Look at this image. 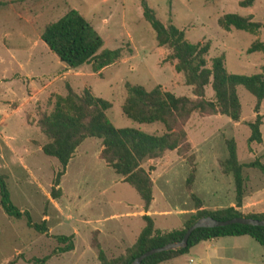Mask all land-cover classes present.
Listing matches in <instances>:
<instances>
[{"label":"rangeland","instance_id":"1","mask_svg":"<svg viewBox=\"0 0 264 264\" xmlns=\"http://www.w3.org/2000/svg\"><path fill=\"white\" fill-rule=\"evenodd\" d=\"M143 1L164 25L183 30L188 41L207 43L208 66L216 56H222L226 71L233 74L256 73L264 65L262 52H247L253 40L264 41V0H254L249 7H241L240 0H0V173L12 204L28 211L32 222L45 219L47 224V232L39 233L27 226L24 217L8 216L0 205V264H100L94 240L107 258H115L134 243L144 226V220L126 214L143 209L142 202L134 188L101 159L97 138H86L76 148L65 176L60 177V195L52 198L59 163L41 151L47 139L37 125L39 115L52 110L55 96L65 95L70 86L77 93L88 88L109 101L106 115L116 128L149 134L165 131L160 122L138 123L121 110L126 83L146 90L160 85L177 96L194 97L182 74L174 70L170 49L157 44L142 14ZM72 8L95 28L103 47L121 48L116 61L99 71H93L90 62L73 69L40 38L34 46L43 25ZM228 12L251 15L263 27L256 34L225 30L217 20ZM237 93L238 121L219 113L193 112L182 125L190 143L184 155L172 150L143 161L146 169L154 166L152 209L168 214L152 219L158 230L182 228L196 212L197 202L208 210L235 205L233 176L220 165L227 157V140H234L239 163L264 164V100L259 108L261 141L248 142L255 98L242 86ZM204 97L213 99L210 86ZM242 175L244 191L237 209L243 214L264 212V173L244 166ZM58 235L70 236L66 243L73 248L60 251L65 243L57 240ZM213 242L224 244V259L214 258L208 246ZM162 264H264V250L248 235L223 236L202 241Z\"/></svg>","mask_w":264,"mask_h":264},{"label":"trees","instance_id":"2","mask_svg":"<svg viewBox=\"0 0 264 264\" xmlns=\"http://www.w3.org/2000/svg\"><path fill=\"white\" fill-rule=\"evenodd\" d=\"M254 0H240L241 7H249ZM143 17L150 24L154 38L159 46L170 49L169 58L173 61L174 70L181 73L184 83L191 87L193 98L177 96L174 93L156 85L146 90L137 84H125L126 95L121 104L122 113L138 122H160L165 131L161 134H149L135 128H116L107 118L106 110L110 102L94 96L88 88L80 93L67 87L65 95H56L50 112L39 115L37 125L46 136L42 152L55 158L59 163L50 190L52 198L60 195L59 181L75 149L86 138H97L101 141V159L122 177L139 195L142 208L147 211L153 199L152 179L150 172L154 166L143 167L144 160L156 159L166 151L176 150L184 155L190 149L183 122L193 112L199 114L219 113L238 121L241 112L237 87L242 86L255 98V120L249 123L250 135L248 142L261 141V114L259 108L264 100V65L261 70L252 74H233L226 71L222 56L211 59L207 65L206 54L208 44L190 42L185 38L183 30L173 24L164 25L154 14V11L143 1ZM225 30L231 28L256 34L263 25L252 19L251 15H240L233 12L224 13L217 20ZM41 40L68 68H78L86 62L91 63L93 71L113 63L121 55V48L110 49L103 47V40L95 28L76 10L69 9L56 20L46 22L40 31ZM260 51L264 54V41L255 39L247 52ZM210 86L213 99L204 97L205 88ZM192 155L187 159L192 162ZM222 171L231 173L235 187V206L208 210L196 204V212L191 214L184 226L169 231H161L154 227L152 217L142 215L145 221L134 243L122 255L107 258L96 240L93 245L98 248L100 264H129L136 256L144 251L180 240L186 230L197 218L211 216L217 220H226L237 216H247L264 219V212L243 214L237 208L241 206L244 191V166L258 168L264 173V164L254 160L246 164L237 160L236 146L232 139L227 140V157L220 161ZM193 170V169H192ZM191 171L187 185H191ZM0 205L4 212L11 217H24L27 226L39 233L47 232L46 220L40 223L32 222L28 211L20 210L10 201L9 190L5 177L0 173ZM248 235L257 241L264 250V226L233 223L217 227H198L188 237L185 247L161 251L144 258L140 264H162L186 253L191 247L201 241L223 236ZM57 240L65 243L59 247L62 252L73 248L70 236L58 235ZM48 256L41 259L44 261Z\"/></svg>","mask_w":264,"mask_h":264},{"label":"water","instance_id":"3","mask_svg":"<svg viewBox=\"0 0 264 264\" xmlns=\"http://www.w3.org/2000/svg\"><path fill=\"white\" fill-rule=\"evenodd\" d=\"M233 223L264 226V219H257L247 216H237L226 220H217L211 216H202L197 218L189 227L186 228L180 240L168 242L164 245L150 248L144 251L143 253H141L140 255L136 256L129 264H140L144 258L154 253L167 251V250H175L185 247L187 245V240L189 235L194 229L198 227H217V226H225Z\"/></svg>","mask_w":264,"mask_h":264},{"label":"crops","instance_id":"4","mask_svg":"<svg viewBox=\"0 0 264 264\" xmlns=\"http://www.w3.org/2000/svg\"><path fill=\"white\" fill-rule=\"evenodd\" d=\"M39 38H40V33H39V36H38V39H37V41L35 40L34 42H33V44H34V46H36L37 45V42H38V40H39ZM41 39V38H40ZM65 66V65H64ZM66 73V72H65ZM19 108V107H18ZM17 108V109H18ZM81 144V143H80ZM79 144V145H80ZM40 149H41V147H40ZM76 150V149H75ZM42 151V150H41ZM98 154H99V151L97 152ZM73 155H74V153H73ZM73 155H72V157H73ZM72 157L70 158V160L72 159ZM98 157H99V155H98ZM70 160L68 161V163H67V166H68V164H69V162H70ZM67 166H66V168H67ZM153 171V170H152ZM65 174H66V169H65V172H64V174L62 175V178L65 176ZM62 178H61V180H62ZM61 180L59 181V183H61ZM121 181H123L122 180V177H121V179H120ZM124 182V181H123ZM153 196V195H152ZM154 199H152V201H153ZM152 201H151V204L149 205V208H148V210L147 211H144L143 209H141V210H138V211H133V212H129V213H126V214H129V216L130 217H133V218H139V220L140 221H142L143 222V218H142V215H149V216H151L152 217V219H154L155 217H158V216H166V215H168V214H166V212L165 211H157V210H154V209H152ZM230 206H235V205H233V202H231L230 203ZM139 207L141 208V205H139ZM185 211H183V214H185L184 213ZM98 230V229H97ZM215 239L216 238H212V239H209L210 241H215ZM202 242V241H201ZM200 243V242H199ZM209 246V248H211L212 249V252L214 253V258H216V259H224V257H226L224 254H223V251L225 252V250H224V244H223V246L222 245H216L214 242L213 243H211V245H208ZM207 248V247H206ZM211 256L210 255H208L207 254V256H206V258H210ZM201 260H202V258H200Z\"/></svg>","mask_w":264,"mask_h":264}]
</instances>
